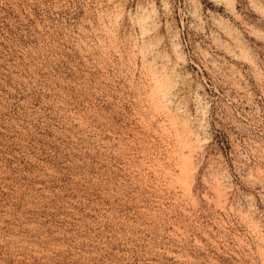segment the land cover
Masks as SVG:
<instances>
[{"label":"rangeland","instance_id":"rangeland-1","mask_svg":"<svg viewBox=\"0 0 264 264\" xmlns=\"http://www.w3.org/2000/svg\"><path fill=\"white\" fill-rule=\"evenodd\" d=\"M0 264H264V0H0Z\"/></svg>","mask_w":264,"mask_h":264}]
</instances>
